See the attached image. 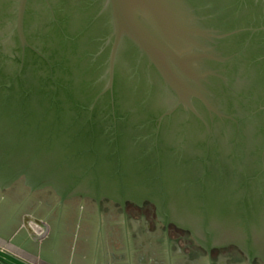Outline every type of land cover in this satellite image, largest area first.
Here are the masks:
<instances>
[{
  "label": "water",
  "instance_id": "water-1",
  "mask_svg": "<svg viewBox=\"0 0 264 264\" xmlns=\"http://www.w3.org/2000/svg\"><path fill=\"white\" fill-rule=\"evenodd\" d=\"M19 179L264 261V0H0V187Z\"/></svg>",
  "mask_w": 264,
  "mask_h": 264
},
{
  "label": "crops",
  "instance_id": "crops-1",
  "mask_svg": "<svg viewBox=\"0 0 264 264\" xmlns=\"http://www.w3.org/2000/svg\"><path fill=\"white\" fill-rule=\"evenodd\" d=\"M12 185L0 187V264H264L248 260L239 247L212 262L200 250L184 251L169 244L161 219L152 228L144 217H126L119 203L108 199L62 201L51 188ZM28 215L48 225L40 240L25 225ZM29 226L43 231L33 221Z\"/></svg>",
  "mask_w": 264,
  "mask_h": 264
},
{
  "label": "flooded vegetation",
  "instance_id": "flooded-vegetation-1",
  "mask_svg": "<svg viewBox=\"0 0 264 264\" xmlns=\"http://www.w3.org/2000/svg\"><path fill=\"white\" fill-rule=\"evenodd\" d=\"M128 202H131V201H128ZM128 202H126V204L123 206V205H121V204H119L120 206H121V208H122V210H123V213H124V215L126 216V217H128L127 216V210H131L132 208H134V207H137V209H140L141 211H143V210H152L153 208L150 206V205H147V204H145V202L143 203V204H137V203H134V202H131L132 204H129ZM147 205V206H146ZM153 205V204H152ZM151 207V208H150ZM153 207H154V210H155V214L157 215V211H156V207L153 205ZM125 208H127V210L125 209ZM153 210V211H154ZM146 213V212H145ZM140 214V213H139ZM145 215V214H144ZM151 216V215H150ZM144 217V216H143ZM157 217H158V215H157ZM145 218H147V214H146V216H145ZM159 218V217H158ZM128 219V218H127ZM160 219V218H159ZM162 221V220H161ZM162 223H163V230H164V233H165V235H166V237H167V239H168V242H169V244L170 245H172V244H174V243H178V241L180 240V239H184V241L186 242V244H185V248L187 249V248H189V249H197V250H200L201 252H203V253H205V254H207L209 257H210V260H211V262L213 261V257H215V256H217V255H220V254H222V253H225V252H227V250L229 249V246H227V247H222V248H213L211 251H209V250H207L206 248H204L203 246H201L194 238L192 239V240H190V238L189 237H192V235L191 236H188L187 234H185V233H182V232H179V231H176V230H173L174 228H172L171 230H170V226L171 225H174V226H176L175 224H168V225H166L163 221H162ZM177 228H179L178 226H176ZM179 229H181V228H179ZM182 230H184V229H182ZM173 231V232H172ZM181 236H184V237H187V238H183V237H181ZM191 241H193V243H191ZM180 242V241H179ZM192 246V247H191ZM203 247V248H202ZM182 248V247H181ZM256 260V259H255ZM254 260V261H255Z\"/></svg>",
  "mask_w": 264,
  "mask_h": 264
},
{
  "label": "rangeland",
  "instance_id": "rangeland-1",
  "mask_svg": "<svg viewBox=\"0 0 264 264\" xmlns=\"http://www.w3.org/2000/svg\"><path fill=\"white\" fill-rule=\"evenodd\" d=\"M24 180L23 179H19L18 181H16L13 185H14V187L15 186H17V187H20V186H24V182H23ZM12 185V186H13ZM50 192V191H49ZM126 210H127V208H125ZM127 212V216H128V218L130 217V216H133V217H135V218H141V217H143L144 216V219H147V221H148V223H150L151 224V226H152V228H153V226H155L156 224H159V225H161L162 223H161V221L159 220V218L157 217V215L156 214H154L153 213V210H143V211H141L140 209H137V207H134V208H132L131 210H127L126 211ZM146 212V213H145ZM140 213V214H139ZM145 214V215H144ZM146 214H147V218H145V216H146ZM154 214V215H153ZM151 215V216H150ZM163 227V226H162ZM181 237H183V238H187V237H184V236H181ZM190 238V240H192L193 239V237H189ZM180 241V242H179ZM178 241V245H179V247H182L183 249H184V251H186V250H190L189 248H185L186 246H185V244H186V240L184 241V239H180ZM191 243H193V241H191ZM192 247V246H191ZM229 251L227 252V253H229V252H232V251H234L235 249H233V248H229L228 249ZM232 250V251H231Z\"/></svg>",
  "mask_w": 264,
  "mask_h": 264
},
{
  "label": "trees",
  "instance_id": "trees-1",
  "mask_svg": "<svg viewBox=\"0 0 264 264\" xmlns=\"http://www.w3.org/2000/svg\"><path fill=\"white\" fill-rule=\"evenodd\" d=\"M51 191L53 192V190H51ZM128 203H129V204H132L131 202H128ZM145 204L150 205V206L153 208L152 210H154V207H153L152 203L146 201ZM147 205H146V206H147ZM151 207H150V208H151ZM153 213L155 214V210L153 211ZM154 214H153V215H154ZM172 228H174L173 230H176V231H179V232L185 233V234H187L188 236H191L189 231L179 229V228H177V227L174 226V225H171V226H170V230H171ZM172 232H173V231H172ZM229 248L238 249L236 246H229ZM227 251H229V250H227Z\"/></svg>",
  "mask_w": 264,
  "mask_h": 264
}]
</instances>
